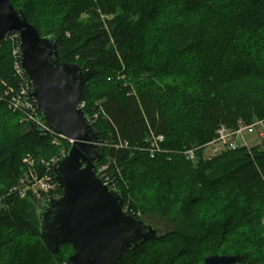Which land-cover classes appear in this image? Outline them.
I'll use <instances>...</instances> for the list:
<instances>
[{"label":"trees","instance_id":"16d2710c","mask_svg":"<svg viewBox=\"0 0 264 264\" xmlns=\"http://www.w3.org/2000/svg\"><path fill=\"white\" fill-rule=\"evenodd\" d=\"M9 1L55 36L62 61L83 69L82 110L98 114L90 123L104 151L96 165L108 164L121 207L129 195L137 219L168 225L116 264H202L213 254L264 264V149L202 157L221 126L264 120V0ZM12 48L0 40V264H68L70 244L52 253L40 238L41 201L7 195L24 154L49 158L72 145L52 144L9 109L22 88Z\"/></svg>","mask_w":264,"mask_h":264},{"label":"water","instance_id":"95a60500","mask_svg":"<svg viewBox=\"0 0 264 264\" xmlns=\"http://www.w3.org/2000/svg\"><path fill=\"white\" fill-rule=\"evenodd\" d=\"M11 31L19 35L21 66L45 125L73 142L53 168L63 194L37 205L40 238L52 253L70 244L68 264H116L125 252L155 239L158 230L123 212V193L110 191L95 174L104 151L88 116L78 108L83 69L60 59L53 34L41 35L23 10L0 0V40ZM240 258L213 254L202 264H237Z\"/></svg>","mask_w":264,"mask_h":264},{"label":"built area","instance_id":"2783aa9c","mask_svg":"<svg viewBox=\"0 0 264 264\" xmlns=\"http://www.w3.org/2000/svg\"><path fill=\"white\" fill-rule=\"evenodd\" d=\"M2 39L10 40L12 42L13 67L22 80V88H20L19 94L12 96L11 101H9L8 103L9 109L12 111L23 112V119L29 123H33L39 126V128L43 130V133L47 132L52 138V143L57 144L62 140H67L69 144H72L73 142L71 139L66 138L60 133H56L49 127H47L40 116L39 110L35 104L36 100H34V98L32 97L33 84L25 74V71L21 66L18 33H16L15 31L8 32ZM83 106L84 102L79 101L78 108L82 110ZM97 116L98 114H93L89 118L90 122L95 120ZM247 129L264 130V120L255 119L249 124H243L239 122V125L236 129H227L224 126H221L217 130V136L205 146H210L212 148V155L219 153L223 148L234 150L237 147H240V145L247 146L242 136L243 131ZM162 140L163 136L161 135H156L148 138V149L151 156H153L155 151L159 150V143L162 142ZM238 140H241V142L243 143H239ZM67 152L62 149L59 155L52 156L48 160L42 159V171L35 175H25V177H27L24 179H20L15 186L11 187L7 192V195L17 194L20 198L28 197L35 201H42L47 198L59 199L61 196L59 192L60 187L54 178L53 168L56 162L63 159L67 155ZM185 155L187 159L193 160L195 157V152L193 150H188L185 151ZM30 156L31 155H27L24 162L29 163V165H33L34 161L30 160L32 159V157ZM30 167L33 168L34 166ZM107 169L108 164H95L96 176L100 178L103 184L106 185L110 191H116L117 183L107 174ZM1 205L2 199L0 198V207ZM122 211L129 214L131 210L129 211L127 207H124L122 208Z\"/></svg>","mask_w":264,"mask_h":264},{"label":"rangeland","instance_id":"374dc122","mask_svg":"<svg viewBox=\"0 0 264 264\" xmlns=\"http://www.w3.org/2000/svg\"><path fill=\"white\" fill-rule=\"evenodd\" d=\"M259 133H261V134H259ZM242 136H243V138H244V142H245V144L247 145V147L248 148H251V147H253V146H256V145H261L260 147L262 148V149H264V130H260V129H247V130H245V131H243V133H242ZM61 142V141H60ZM60 142L59 143H57V144H54V143H52V144H54V145H60ZM238 142L239 143H243V142H241V140H238ZM63 146V145H62ZM63 148V147H62ZM61 148V149H62ZM194 149H197V147H195V148H193V149H189L190 151H194L195 152V150ZM212 153H213V151H212V148L210 147V146H205V147H203V149H202V157H204V158H209V157H211V156H213L212 155ZM27 155H31L30 157H32V159H30V160H32V161H34V163H33V165H29V163H26V162H24V160H25V158L27 157ZM42 159H44V160H48V159H50V157L49 158H45V157H38V156H35V155H33V154H24V156H23V158H22V162L24 163V169L22 168V174L19 176V178H18V181L20 180V179H24V178H26L28 175H35V174H37V173H40L41 171H42V164H41V160ZM30 166H34L33 168L32 167H30ZM25 175H27L26 177H25ZM10 189H8V191H9ZM45 200V199H44ZM43 201V200H42ZM131 203V200H130V196L128 195L127 197H126V201H125V207H127L129 210H131L130 208H129V206L131 205L130 204ZM134 204V203H133ZM131 207V206H130ZM132 208V207H131ZM133 209V208H132ZM134 211H137V210H135V209H133V211H132V214L133 215H135L134 216V218H136V216L138 215V214H136ZM150 223H152L158 230H160L159 232H163V231H166L167 229H168V225H166V222H165V220H162V218L160 219V218H158V217H151V218H149V220H148ZM28 241V240H27ZM30 241L31 242H33L32 241V239H30ZM190 246V245H189ZM190 247H192V251L190 252V256H194V255H191V254H194L195 253V251L197 250V248H194V247H196V246H194L193 247V245H191ZM171 251H173V250H171ZM170 251V252H171ZM143 256H147V253L146 254H142ZM139 256V255H138ZM139 260H140V258L139 257H137V260L135 261L136 263L137 262H139Z\"/></svg>","mask_w":264,"mask_h":264},{"label":"bare ground","instance_id":"6f19581e","mask_svg":"<svg viewBox=\"0 0 264 264\" xmlns=\"http://www.w3.org/2000/svg\"><path fill=\"white\" fill-rule=\"evenodd\" d=\"M39 113H40V111H39ZM40 116H41V113H40ZM41 118H42V116H41ZM68 153V152H67Z\"/></svg>","mask_w":264,"mask_h":264}]
</instances>
